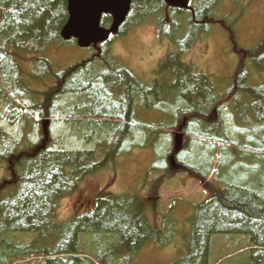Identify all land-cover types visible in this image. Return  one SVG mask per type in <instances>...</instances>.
Here are the masks:
<instances>
[{
  "label": "trees",
  "instance_id": "obj_1",
  "mask_svg": "<svg viewBox=\"0 0 264 264\" xmlns=\"http://www.w3.org/2000/svg\"><path fill=\"white\" fill-rule=\"evenodd\" d=\"M222 2L189 0L185 8H170L163 0H132L119 32L100 46L90 47L85 57L75 59L72 52L62 49L67 44L78 48L75 40L66 41L61 35L68 20L65 0H0V242L8 232L38 235V241L17 247L19 256L11 264L39 256L41 246H45L40 244L55 227L62 229L61 237L55 251L44 252L47 264H64L66 259L79 264H108L109 252L102 253L96 261L79 252L78 237L82 233H114L125 253L136 252L151 240L159 242L165 228L148 224L145 205L115 196L106 198V188L81 205V211L92 205L90 213H75L74 216L81 215L67 222L58 221L57 207L60 198L75 191L82 181L112 170L122 152L129 148L133 151L150 143L157 151L161 138L174 130L177 122L187 124L182 132L189 142L185 140L181 151L173 155L182 156L183 160H178L186 165L207 196L195 207L191 233L187 236L188 253L175 264H208L210 238L216 234L245 235L251 251L264 253V179L250 177L246 170L243 176L235 174L220 184L215 176L208 181L215 156L221 155V163L230 161L223 158L231 146L236 145L246 156L259 157L257 152H264V37L254 48L240 49L230 87L214 92L207 106L201 103L204 99L200 96L194 103V96L189 100L177 98L171 106L174 120L165 131L158 129V124L146 127L129 117L138 105L137 99L144 100V95L134 75L123 64L117 66L115 61L119 60L110 52V43L122 31L150 20L175 41L185 34L184 28L188 29L184 36L187 42L202 41L217 24L238 50L234 30L215 17ZM243 5L246 9L249 4L245 0ZM234 9L236 14L242 8L239 5ZM222 15L223 19L234 20L230 10ZM110 25L111 18L103 16L101 26L108 29ZM52 47L58 50H51ZM50 50L61 53L65 62L75 60L59 65L49 59ZM173 57L180 61L178 55ZM252 79L262 80V84L252 85ZM209 83L203 87L206 94L208 90H218L209 87ZM17 101L23 105L16 104ZM163 101L158 99L154 109H160ZM187 102L197 110L196 121L191 116L193 111L181 109L182 105H189ZM206 107L202 116L198 111L204 112ZM213 109H217L218 126L204 120ZM122 111L127 112L126 119H122ZM34 116H39L40 121H34ZM229 116L237 125L234 141L222 123ZM55 119L60 121V127L69 128L67 133L54 137L51 130ZM4 123L17 127L18 135L8 134L1 126ZM45 125H49L47 134L43 130ZM241 139H255L262 146L256 148ZM71 140L84 147L75 152L68 150L65 143ZM246 146L253 153L243 151ZM221 184L224 187L220 189ZM159 185L156 181L148 188L153 187L150 192L154 194ZM4 192L6 196L2 197Z\"/></svg>",
  "mask_w": 264,
  "mask_h": 264
},
{
  "label": "rangeland",
  "instance_id": "obj_2",
  "mask_svg": "<svg viewBox=\"0 0 264 264\" xmlns=\"http://www.w3.org/2000/svg\"><path fill=\"white\" fill-rule=\"evenodd\" d=\"M251 2L245 10L243 5L245 0H229V2L223 0L222 5H219L214 13L215 17L220 21H225L223 23L228 24L229 28L230 26L233 29L235 27V45L239 50L240 48L250 50L264 37V0H252ZM230 5L234 8L240 5L242 9L239 13L233 14L235 9L231 8ZM229 10L234 19L232 22L228 20V17L227 19L222 18V14L226 15ZM240 13L242 16L246 13V18L243 20L242 17V22L237 19ZM184 30L185 34L181 35L180 40H183L188 32V29L184 28ZM226 36L228 34L223 27L217 24L213 25L212 33H207L206 38L199 42L193 41L194 44L192 45L190 44L193 42L190 40L188 42L190 46L184 45L183 51L179 52L178 48L174 47L168 39L160 37L158 27H155L152 23L146 22L122 31L120 37L113 40L109 45L111 55L119 60L115 61L117 66L121 67L123 64L134 75L135 80L140 85V92H143L144 95V100L142 98L137 99L136 102L139 106H135L136 108L129 112V117L146 127L158 124L157 128L165 131L167 125L174 120V114L171 111L174 107L171 106L175 104L177 98L189 100L194 96V103L198 102L200 96L204 99L201 103H205L207 106L209 97L214 92L220 93V91L228 90L231 82L229 80L237 64L235 55L238 54L232 52L230 48L232 44ZM177 45H180V43ZM54 49L58 50L55 47L51 48V50ZM62 49L72 52L75 59L85 57L90 52L89 49H78L70 44L65 45ZM51 50L49 51V59L62 65L61 63L65 62L62 54ZM233 50L235 52V47H233ZM174 52L179 56L180 61L175 57L167 61L168 55L175 54ZM74 58L69 59L63 66L74 62ZM98 63L103 65L102 61H98ZM200 73L207 74L212 79L209 87L218 90H208L206 94L203 87L206 82L210 81L201 76ZM253 73H256V71H253ZM262 75L264 76V74ZM215 77L216 79H214ZM250 84L258 87L262 84V80L254 81L252 79ZM158 99H163L167 104H164L163 101L159 106L160 109H154V106L158 104ZM18 104L20 103L18 102ZM181 109L183 111H193L194 114L191 115L193 120L198 119L196 108H193L190 104L182 105ZM165 110L171 111V114L165 113ZM216 110H211V113L206 114L204 118L205 121L209 120L210 125L213 124V126L219 125L216 123ZM206 111L207 107L204 112H198L204 116ZM224 114L227 116V112ZM121 115L122 119H126L127 112L122 111ZM231 119L229 116V119L225 118L222 123L229 130L234 141L237 139V125ZM36 120H39V118H35ZM59 122L58 119H55L54 127L51 130V133L55 135L54 137L60 133H67V130H69L65 125L60 127ZM180 125L181 122L174 125L175 132L173 133H182L178 130L181 127ZM1 126L8 134L14 137L18 135L17 127L14 125L4 123ZM48 126H44L45 134H47ZM216 128L215 130L218 131ZM182 138L184 142L188 139V136L183 134ZM161 140L163 141L157 151L153 150L150 143H147L148 145L145 148L133 151L129 148L122 152L124 157L122 156L116 162L112 170L99 172L94 177L85 179L75 191L69 194L65 193L60 198L57 207V216L60 223L67 222L81 214L90 213L93 210L92 205H89L85 211L84 209L81 211V205L90 201V199L93 200L100 189L106 188V198L115 196L120 197L125 202L137 201V203L145 205L148 224L151 227L165 228L164 235L159 242L151 240L150 244H146L139 251L133 253H125V248L121 246L119 238L114 233L105 232L101 235L82 233L78 237V250L81 254L89 256L92 261L100 259L99 256L102 253L109 252L110 261L107 262L102 259V262L108 264H175L181 262L183 257L187 255V236L191 233L194 210L197 205L205 200L207 192L190 175L186 165L179 161L182 156L176 157L173 155V135L168 131ZM241 142H246L256 148L262 146V144L258 145L255 139L247 141L241 139ZM65 144L68 150L74 152L84 147L81 142L73 140ZM153 144L157 145L155 142ZM219 147L220 145L217 146V148ZM241 151L242 149H236V145L231 146L223 158L230 160L226 163L219 162L221 155L217 154L213 167L215 170L211 169L209 171L208 181H211L212 177L215 176L216 183L220 184L223 180H227L235 174L236 177L243 176L246 170L248 176L264 179V152H257L259 157H253L246 156ZM243 151L253 153V150L247 146ZM166 152L167 154H165ZM178 152L179 150L176 151V154ZM185 155H188V153ZM259 159H263V161H259ZM1 170L2 167L0 168V175L2 174ZM156 181H159L160 185L153 194L150 192L153 187H148ZM223 187L224 185L221 184L220 189ZM6 193L4 192L2 197H5ZM78 212L82 213L74 216ZM61 231L62 229L55 227L51 229L49 236L47 233L45 244H40V246H45H41L39 256L36 254L29 261L25 260L14 264H47L44 252L51 253L57 249ZM1 240L0 264H11L19 256L17 247L38 241V235L36 233L8 232V234L1 236ZM249 246V238L245 235H212L208 252V264H264V253L260 250L251 251ZM63 263L79 264V262L67 259ZM94 263L96 264V262Z\"/></svg>",
  "mask_w": 264,
  "mask_h": 264
},
{
  "label": "water",
  "instance_id": "obj_3",
  "mask_svg": "<svg viewBox=\"0 0 264 264\" xmlns=\"http://www.w3.org/2000/svg\"><path fill=\"white\" fill-rule=\"evenodd\" d=\"M67 2L68 20L62 29L64 40L73 38L81 48L96 45L107 40L110 33H117L124 22L132 0H65ZM173 5L179 0H166ZM174 1V2H173ZM103 15L112 19L110 30L100 26ZM178 136V135H177ZM176 136V137H177ZM175 152L181 147V140L175 138Z\"/></svg>",
  "mask_w": 264,
  "mask_h": 264
}]
</instances>
